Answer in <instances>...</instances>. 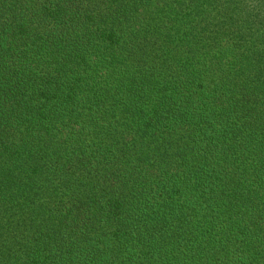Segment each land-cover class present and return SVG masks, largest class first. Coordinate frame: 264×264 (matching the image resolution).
I'll return each instance as SVG.
<instances>
[{
    "label": "trees",
    "instance_id": "16d2710c",
    "mask_svg": "<svg viewBox=\"0 0 264 264\" xmlns=\"http://www.w3.org/2000/svg\"><path fill=\"white\" fill-rule=\"evenodd\" d=\"M0 264H264V0H0Z\"/></svg>",
    "mask_w": 264,
    "mask_h": 264
}]
</instances>
